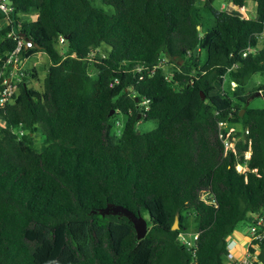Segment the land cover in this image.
I'll list each match as a JSON object with an SVG mask.
<instances>
[{
  "label": "trees",
  "instance_id": "1",
  "mask_svg": "<svg viewBox=\"0 0 264 264\" xmlns=\"http://www.w3.org/2000/svg\"><path fill=\"white\" fill-rule=\"evenodd\" d=\"M8 1L0 71L18 40L33 44L22 60L43 52L49 62L42 79L21 68L0 105V264H227L225 238L264 213V85L261 108L247 106L246 88L264 75V0H232L254 2V18L204 0L213 23L202 35L197 0H100L111 14L95 0ZM140 120L157 125L138 133ZM221 120L248 129L249 159L243 137L224 155ZM107 204L148 217L146 236L101 216ZM182 231L198 233L192 251Z\"/></svg>",
  "mask_w": 264,
  "mask_h": 264
},
{
  "label": "built area",
  "instance_id": "2",
  "mask_svg": "<svg viewBox=\"0 0 264 264\" xmlns=\"http://www.w3.org/2000/svg\"><path fill=\"white\" fill-rule=\"evenodd\" d=\"M238 8V7H237ZM242 13L245 11V8L242 6L239 8ZM0 11L7 17L11 11L10 3L8 0H0ZM244 15L246 13H243ZM25 17H29L25 15ZM245 18V17H244ZM7 21V20H6ZM59 43L64 44L63 37L59 38ZM33 47V44L30 40L22 41L18 40L15 48L7 55L6 59L3 62L2 69L0 71V105L11 101L12 97L16 91L17 84L20 82V75L18 72H21L20 62L21 59V50H28ZM257 46H251L245 49L244 51L238 54V58H245L250 53H255ZM24 60V59H23ZM140 67L136 68V71H140ZM237 67V64H233L231 69ZM155 70V66L152 67L150 72ZM235 84L232 83V86ZM147 100H143L142 104L146 105ZM147 108V107H146ZM218 137L221 140L224 148V155L228 152L236 154L237 148L236 143L239 138H245L248 134V129L240 128L236 129L234 125H229L226 121L221 120L217 123ZM236 132H240L242 135L238 136ZM244 144L246 143L248 149L244 152V158L249 159L250 157V141L243 140ZM236 170L240 173L245 172L246 168L244 164H236ZM201 199L207 201L209 204H212L214 207H217L215 198L213 195L203 192L201 194ZM250 227L248 228L246 237L248 239V245L246 249L242 252V255L238 257L234 251L235 241L233 240V233L229 234L225 238V261L227 264H261L259 259L260 243L264 240V213L253 214L250 217ZM198 237V233L195 231H182L179 233V241L181 244L188 250L192 251L194 248V243ZM252 249V251L250 250Z\"/></svg>",
  "mask_w": 264,
  "mask_h": 264
},
{
  "label": "rangeland",
  "instance_id": "3",
  "mask_svg": "<svg viewBox=\"0 0 264 264\" xmlns=\"http://www.w3.org/2000/svg\"><path fill=\"white\" fill-rule=\"evenodd\" d=\"M95 1H96L95 6L102 8L106 13L111 14L113 12L111 7H107V6L102 5L100 3V0H95ZM195 6L198 8L199 14L202 18L201 19L202 28L199 30V34L202 35V33L207 28L212 26L213 15L211 14V12H209L208 10H206L204 8V0H197L195 2ZM213 7L215 9L225 10V11L230 12L232 14L243 17L242 11L232 4V0H214ZM245 7L247 10L246 14L250 15L251 16L250 18H254L256 15L255 3L252 1H247V3L245 4ZM0 24L6 25V21L2 20V21H0ZM205 58H206V52L204 50H201L199 53V60L201 62H204ZM48 62L49 61H48L47 55L43 52H39L32 58L22 60L20 62V66L23 69L34 68L37 71L39 78L42 79L45 75ZM89 73L92 74V71L89 70ZM260 85H264V75H254L247 84V87H246L247 91L253 93L248 99V105L247 106L249 108H261L263 105V101H262L261 96L257 95V93L259 91H256ZM33 87L39 88L37 82L33 84ZM117 118H118V120L116 121L115 128L113 130L117 135H119L121 130H122L121 126H122V123L124 122L125 118L122 115H118ZM3 125H4V123L0 119V126H3ZM156 125H157V122L153 121V120H140L137 124L136 131L138 133L147 132V131L154 129L156 127ZM33 138H34V143H35L36 147H40L41 142H42V138H41L40 134L37 132L34 133ZM250 224H251L250 220L245 221L243 223H240L238 225L237 229L242 234L246 235L248 228L250 227Z\"/></svg>",
  "mask_w": 264,
  "mask_h": 264
},
{
  "label": "water",
  "instance_id": "4",
  "mask_svg": "<svg viewBox=\"0 0 264 264\" xmlns=\"http://www.w3.org/2000/svg\"><path fill=\"white\" fill-rule=\"evenodd\" d=\"M199 28V27H198ZM194 54L197 55V49H194ZM258 96L261 95L260 92L257 93ZM244 110L241 111V113ZM114 111H111L110 115L113 114ZM98 213L101 216L105 215H118V216H124L126 217L133 225L135 232H136V238L138 240L143 239L148 231V217H144L141 215H136L129 209L121 206V205H115V204H107L105 207L98 210ZM178 229V217L176 216L174 223L172 225V230Z\"/></svg>",
  "mask_w": 264,
  "mask_h": 264
},
{
  "label": "crops",
  "instance_id": "5",
  "mask_svg": "<svg viewBox=\"0 0 264 264\" xmlns=\"http://www.w3.org/2000/svg\"><path fill=\"white\" fill-rule=\"evenodd\" d=\"M244 8H245V11L243 12V13H246L247 12V10H246V7H245V5L243 6ZM255 9H256V5H255ZM255 13H256V10H255ZM27 16H29V18H31V16H33V14H29V15H27ZM243 17H245V18H250L251 16L250 15H248V14H243ZM6 21V20H5ZM6 23H7V21H6ZM1 25V24H0ZM2 25H5V24H2ZM39 53V52H38ZM37 54V53H36ZM35 54V55H36ZM34 55V56H35ZM34 56H32V57H34ZM32 57H30V58H32ZM29 59V58H28ZM26 60V59H25ZM34 64V63H33ZM233 240L235 241V244H234V251L236 252V255L238 256V257H240L241 255H242V252L246 249V247H247V245H248V239H247V237H246V235H244V234H242L238 229L237 230H235L234 232H233Z\"/></svg>",
  "mask_w": 264,
  "mask_h": 264
}]
</instances>
